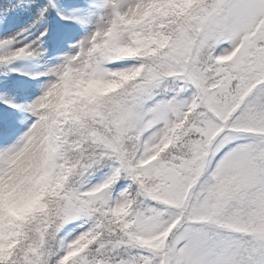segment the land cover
<instances>
[{
    "label": "snow or ice",
    "instance_id": "obj_1",
    "mask_svg": "<svg viewBox=\"0 0 264 264\" xmlns=\"http://www.w3.org/2000/svg\"><path fill=\"white\" fill-rule=\"evenodd\" d=\"M109 3L0 142V264H264V0Z\"/></svg>",
    "mask_w": 264,
    "mask_h": 264
},
{
    "label": "rangeland",
    "instance_id": "obj_2",
    "mask_svg": "<svg viewBox=\"0 0 264 264\" xmlns=\"http://www.w3.org/2000/svg\"><path fill=\"white\" fill-rule=\"evenodd\" d=\"M128 2L117 0L121 5ZM31 8L18 19L0 22V40L11 39L0 48V54L23 45H29L28 50L34 53L11 61L13 77L0 83V142L14 143L23 136L36 118L29 106L56 80L68 58L79 51L80 42L106 27L112 15L109 0H71L65 8L61 6L57 24L45 20L37 4ZM99 175L92 178L93 183Z\"/></svg>",
    "mask_w": 264,
    "mask_h": 264
},
{
    "label": "trees",
    "instance_id": "obj_3",
    "mask_svg": "<svg viewBox=\"0 0 264 264\" xmlns=\"http://www.w3.org/2000/svg\"><path fill=\"white\" fill-rule=\"evenodd\" d=\"M69 1L71 0H52L50 3L49 0H0V22L18 19L29 12L32 5L37 4L42 9L47 7V11H44V19L57 24L58 16H61V6L65 8ZM10 64L0 63V83L13 77L12 70H9Z\"/></svg>",
    "mask_w": 264,
    "mask_h": 264
},
{
    "label": "clouds",
    "instance_id": "obj_4",
    "mask_svg": "<svg viewBox=\"0 0 264 264\" xmlns=\"http://www.w3.org/2000/svg\"><path fill=\"white\" fill-rule=\"evenodd\" d=\"M105 87L107 86L100 85L96 82H89L87 84L77 83L75 85V88L80 95H85L91 91L103 89ZM39 196L40 192H36L35 194L28 197L19 198L13 197L11 194H9V196L6 197V206L8 210L14 214L23 216L29 211L39 207Z\"/></svg>",
    "mask_w": 264,
    "mask_h": 264
}]
</instances>
